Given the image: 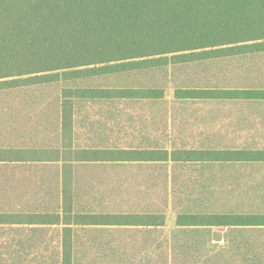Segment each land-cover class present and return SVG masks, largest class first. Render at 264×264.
Wrapping results in <instances>:
<instances>
[{
	"label": "trees",
	"instance_id": "obj_1",
	"mask_svg": "<svg viewBox=\"0 0 264 264\" xmlns=\"http://www.w3.org/2000/svg\"><path fill=\"white\" fill-rule=\"evenodd\" d=\"M263 54L264 0H0V93H31L54 85L62 88L58 122L52 126L34 125L30 118L27 122L0 121V175L4 178L5 168L12 163H63V179H57L60 184L55 185L60 198L52 199L56 203L14 198L12 193H28L37 185L27 184L22 190L25 182L16 184L13 179H6L4 194L5 179H0V264H78L76 253L89 249L97 258L87 264H99L104 253L100 250L106 248L74 244L81 230L132 234L138 230L157 233L164 227L165 217L152 213L77 212V199L71 197L74 179L67 178V168L73 163L126 168L204 160L194 157L204 152L182 150V140L172 139L175 124L170 118L162 129L157 121L146 129L123 127L124 135L130 130L139 132V138L130 144L114 143L113 137L107 142L98 133H92L83 144L77 139L80 131L85 134L84 125L76 120L77 102H108L114 107L119 102L159 105L166 100L172 71ZM186 75L183 72L176 79L177 101L196 106L222 98L264 99V88L185 86L192 78ZM154 107L157 114L164 112L161 106ZM47 127H53L51 136L45 134ZM143 134L148 138L139 141ZM222 217L180 212L177 226H211L224 223ZM46 232L58 233L59 246L35 245L34 241L45 240ZM9 239L12 245L8 246ZM108 248L115 253L114 249L124 250L118 251L127 261L121 264H133L130 257L149 252L148 246ZM167 260L171 264L170 256L159 264Z\"/></svg>",
	"mask_w": 264,
	"mask_h": 264
},
{
	"label": "rangeland",
	"instance_id": "obj_2",
	"mask_svg": "<svg viewBox=\"0 0 264 264\" xmlns=\"http://www.w3.org/2000/svg\"><path fill=\"white\" fill-rule=\"evenodd\" d=\"M181 71L182 69H178L170 72L172 80L166 90V100L160 101L159 105L154 102L152 105L149 104L150 102L147 104L119 102L120 105L114 107L108 102H77L79 114H77L76 120L78 125L85 127H82L85 134L84 131H80L77 139L84 144V141L87 142L89 138L93 137L92 133H98L107 142L110 137H113L114 143H122L119 142L122 140L124 144H130L139 138L137 136L139 132L130 130L129 135L128 133L124 135L121 133L123 127L131 125V127L136 126L138 129H146L157 121V126L162 129L164 123L170 118V123L174 122L175 124L172 129L176 134L172 131L174 135L172 139L181 140V126L183 127V123L189 125L192 107H195L196 104L175 100L174 91L179 81L176 79L183 72L192 77L190 84L185 85L186 81L183 83L185 86L229 87L232 89L242 87L264 88V54L257 58H232L227 60V63L221 61L208 62L207 67L200 69L189 67L186 71ZM189 76L186 75V78ZM182 78L184 77L182 76ZM119 82L127 83L124 80ZM61 89L60 85H54L35 88L31 93L30 91L0 93V121L10 122L17 119L19 122H27V119L30 118L34 125L52 126L56 121L58 122V95ZM199 104L207 107L212 105L211 102L204 101L199 102ZM154 106H161L164 112L157 114ZM166 113H169L170 117L167 118ZM52 128L47 127L45 134L51 136ZM143 135L144 137H141L139 141L148 138L145 134ZM43 138L45 137L41 139ZM46 139L50 138L46 137ZM178 167L174 164L156 163L153 165L127 166L126 168L108 165L82 171L79 178L74 179L72 189L74 192L80 193V198L75 201L76 206L74 207L77 212L152 213L153 215L164 216L165 224L157 233H153L152 230H138L132 234L103 229H92L85 232L81 230L80 238L75 239L73 243L83 247H105L106 249L100 250L104 253L100 255V259L97 261L99 264H121L122 260L127 262L126 259H121L118 256V251L122 253L123 249H114L117 251L115 253L108 247L117 248L136 244L141 245L139 247L142 249H144V245H148L149 252L142 251L141 254L130 257L133 258V264H159L165 256L171 257V264H229L223 263L225 261L223 256L217 255L218 251L223 249L183 246V242H181L183 236L177 228L178 215L180 212L186 213V210L196 208L210 213L214 202L209 198L208 193L212 191L214 180L178 179ZM171 170L173 177L170 179ZM0 179H4L2 175H0ZM33 188L38 190L32 186L29 190ZM42 190L57 191L59 188L52 184L51 186H44ZM44 202L48 204V202L56 203L58 201L44 199ZM56 210L57 208L54 209V211ZM43 239L51 241L52 245L61 241L56 232H46ZM201 242L206 244L205 240ZM213 253L216 256H213ZM76 257L78 264H87L94 262L97 255L89 249L84 254L76 253ZM87 257L90 258L83 259ZM164 264H168V260Z\"/></svg>",
	"mask_w": 264,
	"mask_h": 264
},
{
	"label": "crops",
	"instance_id": "obj_3",
	"mask_svg": "<svg viewBox=\"0 0 264 264\" xmlns=\"http://www.w3.org/2000/svg\"><path fill=\"white\" fill-rule=\"evenodd\" d=\"M210 102L211 107H192L189 125L183 123L181 126V149L204 152V155H194L203 156L204 160L187 159L179 163L170 160L162 164L178 165V179H213L212 191L208 193L214 202L210 213L196 208L186 210L185 214L223 216L220 220L224 223L177 226L183 236L181 242L184 247L223 249L217 254L223 256V263L264 264V99L222 98ZM153 164L156 163L137 165ZM99 167L102 166L73 163L67 168V178L78 179L82 171ZM6 168H9L8 172ZM6 168L4 194H7L6 179L8 182L13 179L16 184L25 182L22 190L27 184L37 185L38 189L12 193L14 198L58 199L60 191L42 189L60 184L57 179H63V163L35 166L12 163ZM172 173L171 170L170 179ZM8 194L11 196V192ZM79 194L72 192L71 197L79 199ZM3 229L11 234L10 229ZM202 240L206 244H202ZM7 242L8 246L12 245L11 239ZM34 242L40 246H59L48 240Z\"/></svg>",
	"mask_w": 264,
	"mask_h": 264
}]
</instances>
